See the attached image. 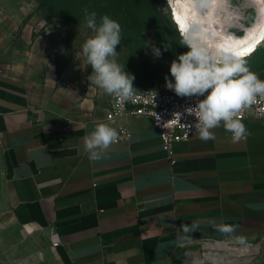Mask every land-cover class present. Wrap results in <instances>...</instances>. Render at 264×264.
Segmentation results:
<instances>
[{
	"label": "crops",
	"instance_id": "obj_1",
	"mask_svg": "<svg viewBox=\"0 0 264 264\" xmlns=\"http://www.w3.org/2000/svg\"><path fill=\"white\" fill-rule=\"evenodd\" d=\"M59 45L35 0H0V264H176L264 236V118L242 119L238 142L193 133L171 158L151 116L106 118L111 96ZM101 122L130 135L93 161Z\"/></svg>",
	"mask_w": 264,
	"mask_h": 264
},
{
	"label": "clouds",
	"instance_id": "obj_2",
	"mask_svg": "<svg viewBox=\"0 0 264 264\" xmlns=\"http://www.w3.org/2000/svg\"><path fill=\"white\" fill-rule=\"evenodd\" d=\"M230 7L229 0H225ZM211 0H197L193 18L180 28L181 44L189 50L172 60L170 74L165 77V86L179 97L203 96L194 108H186L189 115H195V133L202 141L215 139L214 129L223 127L232 134L235 142L246 139L249 134L240 119V114L259 100H264V80L247 66L244 56L236 55L210 32L203 22L196 19L200 12L208 9ZM230 9H232L230 7ZM236 10L237 9H232ZM85 11L86 27L93 35L85 40L80 55L91 68L89 87H96L104 94L121 103L134 99L137 90L133 86L135 77L127 73L124 64L118 63L117 46L121 44V25L103 15L97 22V14ZM239 12V11H238ZM230 34L225 32V38ZM168 47H165L167 51ZM156 57L162 55L153 47ZM179 113L175 114V116ZM191 127V126H189ZM118 140L117 130L106 123H97L94 130L84 138V148L90 160H97ZM189 229L185 226L184 231Z\"/></svg>",
	"mask_w": 264,
	"mask_h": 264
},
{
	"label": "rangeland",
	"instance_id": "obj_3",
	"mask_svg": "<svg viewBox=\"0 0 264 264\" xmlns=\"http://www.w3.org/2000/svg\"><path fill=\"white\" fill-rule=\"evenodd\" d=\"M37 10L46 18L47 27L59 41V49L66 59L80 55L83 43L93 35L85 24V9L97 14V22L108 15L121 25V44L117 46L118 63L127 73L135 77V89L169 90L165 77L172 80L170 65L178 55L189 49L181 44L180 30L173 21L171 0H35ZM153 47L159 48L162 55L156 57ZM165 47H168L165 51ZM82 57V56H81ZM83 58V57H82ZM84 60V58H83ZM247 66L264 80V42L251 56L245 58ZM84 65L91 75V68ZM4 204L0 195V214ZM198 243L182 250L176 264L191 260L195 253L200 255L207 249ZM221 251V249H219ZM194 253V255H193ZM179 260V261H178Z\"/></svg>",
	"mask_w": 264,
	"mask_h": 264
},
{
	"label": "built area",
	"instance_id": "obj_4",
	"mask_svg": "<svg viewBox=\"0 0 264 264\" xmlns=\"http://www.w3.org/2000/svg\"><path fill=\"white\" fill-rule=\"evenodd\" d=\"M136 90L138 92L134 99L125 103H121L111 96V104L107 110L106 118L108 120H115L126 114L151 116L155 127L159 131L163 149L168 153L169 157L173 158L174 144L178 141L189 139L195 133L194 125L197 122V118L195 115H189L185 109L194 108L199 100H203L206 97L207 93L203 96L179 97L172 90ZM177 113L180 116H175ZM248 115L264 118V100L258 99L257 103L253 104L250 109L240 114V119L242 120ZM115 129L118 132L117 142L129 138L130 131L126 125H119ZM1 137L2 135L0 133V143ZM216 241L218 240L205 242ZM59 243L60 239L58 234H53L52 245L57 246ZM238 245L252 246L253 252H251V257L248 262H239L236 264H254L258 261L264 262V236L258 241Z\"/></svg>",
	"mask_w": 264,
	"mask_h": 264
},
{
	"label": "bare ground",
	"instance_id": "obj_5",
	"mask_svg": "<svg viewBox=\"0 0 264 264\" xmlns=\"http://www.w3.org/2000/svg\"><path fill=\"white\" fill-rule=\"evenodd\" d=\"M171 1L173 21L179 28V25L174 18L173 10H175L176 14L183 18L185 23H187L190 19L193 18V13L196 11L193 5L197 2V0ZM246 4L253 5L257 9L258 13L255 23L250 26H246L241 21V17H244V15L240 11L239 7L232 6L230 3V7L232 9H237L239 12L236 10H232L227 5L225 0H211L208 9L200 12L196 17V19H199L203 22L204 26L207 27L210 32H215L220 41L229 46L235 52L255 44L254 50L251 51L248 55L244 56V58H247L254 54L264 42V0H247ZM242 28H244L245 31L243 34L236 31ZM226 31L228 34H230L227 38H225ZM218 243L227 242H205L204 248L207 249V251H203L200 255L195 253V257L187 261L185 264H236L239 262L246 263L251 257V252H253L252 246L243 245L233 247L237 248L233 249L218 245ZM219 249H221V251Z\"/></svg>",
	"mask_w": 264,
	"mask_h": 264
},
{
	"label": "water",
	"instance_id": "obj_6",
	"mask_svg": "<svg viewBox=\"0 0 264 264\" xmlns=\"http://www.w3.org/2000/svg\"><path fill=\"white\" fill-rule=\"evenodd\" d=\"M247 0H230L232 6L239 7L244 17H241V21L246 25H253L257 19V9L253 5L246 4ZM180 28V27H179ZM238 33L243 34L244 28L236 30Z\"/></svg>",
	"mask_w": 264,
	"mask_h": 264
},
{
	"label": "snow or ice",
	"instance_id": "obj_7",
	"mask_svg": "<svg viewBox=\"0 0 264 264\" xmlns=\"http://www.w3.org/2000/svg\"><path fill=\"white\" fill-rule=\"evenodd\" d=\"M173 15H174V18L176 19L179 27L183 30L185 28V21L183 18H181L178 14H176L175 10H173ZM258 42V41H257ZM254 47H255V44L253 45H250L249 47L247 48H243L242 50L240 51H236V55H239V56H246L248 55L251 51L254 50Z\"/></svg>",
	"mask_w": 264,
	"mask_h": 264
},
{
	"label": "trees",
	"instance_id": "obj_8",
	"mask_svg": "<svg viewBox=\"0 0 264 264\" xmlns=\"http://www.w3.org/2000/svg\"><path fill=\"white\" fill-rule=\"evenodd\" d=\"M175 23V22H174ZM176 24V23H175ZM178 30H179V28H178Z\"/></svg>",
	"mask_w": 264,
	"mask_h": 264
}]
</instances>
